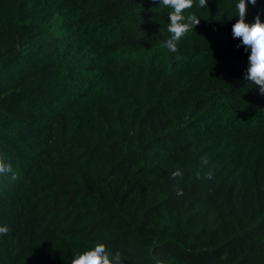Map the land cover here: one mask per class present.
<instances>
[{"label": "trees", "instance_id": "16d2710c", "mask_svg": "<svg viewBox=\"0 0 264 264\" xmlns=\"http://www.w3.org/2000/svg\"><path fill=\"white\" fill-rule=\"evenodd\" d=\"M0 264H264V0H0Z\"/></svg>", "mask_w": 264, "mask_h": 264}]
</instances>
